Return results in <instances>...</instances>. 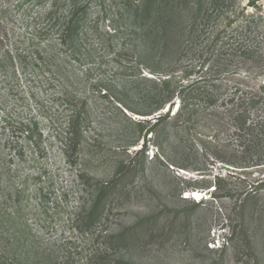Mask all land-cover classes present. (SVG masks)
<instances>
[{
	"label": "rangeland",
	"instance_id": "1",
	"mask_svg": "<svg viewBox=\"0 0 264 264\" xmlns=\"http://www.w3.org/2000/svg\"><path fill=\"white\" fill-rule=\"evenodd\" d=\"M139 1L62 0L55 21L48 4L0 0V108L14 130L11 148L0 120V149L23 188L30 261L264 264V200L242 207L264 182V163L248 164L264 157V0H159L152 17ZM74 7L68 69L91 118L77 164L57 139L64 77L36 53ZM166 78L196 105L190 121L152 111ZM121 177L130 195L83 226L101 182Z\"/></svg>",
	"mask_w": 264,
	"mask_h": 264
},
{
	"label": "trees",
	"instance_id": "2",
	"mask_svg": "<svg viewBox=\"0 0 264 264\" xmlns=\"http://www.w3.org/2000/svg\"><path fill=\"white\" fill-rule=\"evenodd\" d=\"M158 1L159 0H140L138 2V9L143 15L152 17L155 12V5ZM37 2L39 4H48L44 12L47 13L49 18L52 19L54 17L55 21L58 19L56 13L57 9L61 6L60 2H62V0H37ZM76 13L74 7L70 13L68 12V16L63 17L66 22L60 33H57L55 37L51 35L50 38L47 39L49 43L54 44L53 46L49 44L45 49L36 51L39 62H42L44 59L43 55H45L58 67V72H61V75L64 77L63 86L59 90L58 95L59 98L61 97L62 104L65 105V122L57 133V139L60 142L62 153L71 164H77L80 160L84 139L91 123L87 100L79 93L76 83L72 80L73 73L68 69V65L72 60L71 57L77 60L75 54L79 51L77 49L79 23L76 21L78 20ZM249 55L251 54L249 53ZM252 56L253 55L249 57ZM256 57L258 61L261 55H257ZM160 81L162 83V88L154 95L157 101L153 103L156 105L152 107V111H160L166 107L167 104H170V110L166 116L157 117V119H159L158 121H166L169 119H173L175 122L179 123L190 121L194 113L197 112L195 108L196 105L189 102L185 103L184 98L186 97L182 95L183 91L179 92L177 89L178 87L172 86V82L169 78L164 80L161 79ZM176 97L180 98V105L178 106L177 112L171 115L170 112L176 105ZM207 99L209 103L213 102L212 96ZM254 101L255 100L252 98V102ZM152 111L150 113H152ZM2 112L3 109L0 108V120L2 121L1 129H3V133L8 132L6 141L10 143L11 148H13L14 145H12L13 141L11 142V139L14 138V130L11 126L10 119H8V116L3 115ZM22 152V150L17 151L18 155H21V157L24 155ZM3 155V151L0 149V264H37V261H30L33 244L29 240L30 231L24 219L23 188L16 183V177L19 175L11 166H7V161ZM9 161L13 162L12 155L9 157ZM260 163H264V157L258 156L254 158L252 155L248 157V164L253 165ZM86 176L91 180L95 179L94 176H89L87 174ZM263 183L264 182L255 184L245 192L246 199L242 205L244 209H248L249 205L247 203L250 199H255L254 201L257 202L264 200ZM100 190L101 191L97 195V203L90 211L86 210L84 211L85 213L79 212L77 214L79 216L83 214L81 215L80 221L85 227L92 226L99 217H102L108 207H111V204L118 200L122 193L125 194L128 192L126 184L124 183V177L116 178L111 181H102ZM127 195L129 196L130 194L127 193ZM130 231H132V229L127 231V233L120 234L119 238L123 241L132 240L135 233L130 235L132 234Z\"/></svg>",
	"mask_w": 264,
	"mask_h": 264
}]
</instances>
